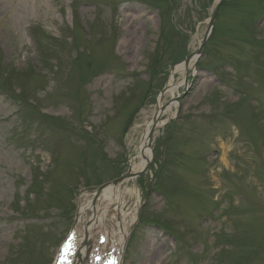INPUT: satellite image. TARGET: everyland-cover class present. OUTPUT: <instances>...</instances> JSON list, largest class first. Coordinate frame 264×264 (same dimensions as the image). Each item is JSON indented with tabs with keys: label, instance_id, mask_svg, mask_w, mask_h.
I'll return each instance as SVG.
<instances>
[{
	"label": "rangeland",
	"instance_id": "1",
	"mask_svg": "<svg viewBox=\"0 0 264 264\" xmlns=\"http://www.w3.org/2000/svg\"><path fill=\"white\" fill-rule=\"evenodd\" d=\"M216 5L0 0V264H54L186 76L107 211L126 216L121 264H264V0H223L176 71Z\"/></svg>",
	"mask_w": 264,
	"mask_h": 264
},
{
	"label": "bare ground",
	"instance_id": "2",
	"mask_svg": "<svg viewBox=\"0 0 264 264\" xmlns=\"http://www.w3.org/2000/svg\"><path fill=\"white\" fill-rule=\"evenodd\" d=\"M183 69H184V66L180 64L176 68V71H183ZM177 87H178L177 85L176 86L173 85V79H171L168 85V91L171 94H174ZM161 99L159 100V103H158V108H159L158 112H162L164 109L165 110L163 113L159 114L160 117L163 116V114L165 115L167 113H173V106L175 103L164 104V102ZM160 124L161 123L157 119V121L154 120L153 122H150L146 126L145 134H143V139L140 144V150L138 152V157L140 158L141 161H139V163L136 164V166H135V162L131 161V168L133 172L141 171L145 167V165L151 160L153 153L150 147H151V142L155 136L154 131H153V135L151 136V133H152L151 130H152V127L159 126ZM101 197L102 198L100 199H102L103 201L105 199V202L100 203L98 204V206H96L97 204V200H96L94 203L95 204L94 206L92 204L91 198L88 196L87 197L84 196V199L79 206V211H78L79 222L77 224L78 225L77 228L80 230V241L81 242L84 241L83 227L85 226L86 221H87V219H84V215L87 214L90 210H94L95 214L91 219L92 220L91 224L89 225L88 235L90 237V240L93 238L99 239V234H101L105 242L99 245V253L102 254V252L105 249H107L108 247H112V246L115 248V252L120 253V251L123 248L124 239L127 235V224L125 221L126 216L123 215L116 222L108 221L109 215L107 211L109 209L111 202H114L117 200L122 202L123 200L122 188L120 187V185L119 186H115V185L108 186L103 191V194ZM110 222L112 223V225H110ZM90 240H89V243H90ZM87 243L88 242H86V244ZM86 251H87V247L83 245L81 248V252H80L81 256L84 257V255L86 254ZM119 253H118V257H120ZM104 258L105 256H102V259ZM111 264H116V262H113Z\"/></svg>",
	"mask_w": 264,
	"mask_h": 264
},
{
	"label": "water",
	"instance_id": "3",
	"mask_svg": "<svg viewBox=\"0 0 264 264\" xmlns=\"http://www.w3.org/2000/svg\"><path fill=\"white\" fill-rule=\"evenodd\" d=\"M222 1H223V0H219L218 4H217V6H216V8H215V10H214V13H213L212 16L210 17L209 25H208V28H207V32H206L205 38H204L202 44L199 46V49L197 50V54H200V53H201L202 48H203V45H204V43L206 42V40L208 39V37H209V35H210V33H211L212 29H213L214 21H215L216 15H217V13H218V10H219V7H220ZM191 57H192V56H189V57L185 60V64H186V66L188 65V63H189ZM165 91H166V89H164V90L162 91V93H164ZM162 109H163V108H162ZM159 113H161V112H157V113H156V115H155V118H156V119H157ZM154 130H155V126H154L153 129L151 130V131H152L151 136L153 135V131H154ZM139 174H140V172H137V173H131L130 171H128V172H127L126 174H124L122 177H120V178L114 180V181L112 182V184L117 185V184L123 182L125 179H127V178H129V177H134V176H137V175H139ZM104 187H105V185H104V186H101V187L98 189L97 194H99V193L102 191V189H103Z\"/></svg>",
	"mask_w": 264,
	"mask_h": 264
}]
</instances>
